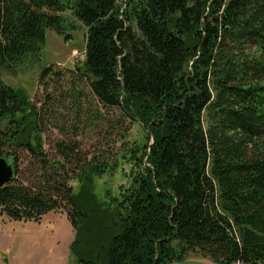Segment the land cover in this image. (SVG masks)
Wrapping results in <instances>:
<instances>
[{
    "label": "trees",
    "instance_id": "16d2710c",
    "mask_svg": "<svg viewBox=\"0 0 264 264\" xmlns=\"http://www.w3.org/2000/svg\"><path fill=\"white\" fill-rule=\"evenodd\" d=\"M64 12L87 29L79 71L95 102L154 142L130 186L106 200L96 182L117 170L120 154L70 172L74 148L59 145L62 159L51 161L42 117L3 77L42 61L47 30L73 38ZM0 152L14 165L0 214L27 222L67 210L77 264H172L193 254L264 264V0H0Z\"/></svg>",
    "mask_w": 264,
    "mask_h": 264
},
{
    "label": "rangeland",
    "instance_id": "374dc122",
    "mask_svg": "<svg viewBox=\"0 0 264 264\" xmlns=\"http://www.w3.org/2000/svg\"><path fill=\"white\" fill-rule=\"evenodd\" d=\"M64 16L69 25H73L69 30L73 38L65 41L53 30H47L42 61L31 67L21 66L16 75L4 74L3 77L9 86L26 90L42 117L44 147L51 161L62 159L59 145L61 149L74 148L72 159L64 161L70 172L75 165L91 159L111 163L120 154L117 170L96 182L98 195L106 200L108 193L119 195L130 186L133 173L139 169L138 158L149 140L144 127L132 123L118 108L103 107L95 102L87 79L79 71L86 55L87 29L70 12H64ZM47 66L54 67L53 78L40 81L41 72ZM56 72L59 77L55 76ZM79 91L84 94L80 96ZM7 124L8 120L3 122L4 129H8ZM136 148L139 149L136 159H132L131 151L122 158V152ZM20 153L25 163L31 161L29 152ZM0 157L7 155L0 152ZM75 239L67 210L53 211L39 221L27 222L0 214V264H77L71 255ZM194 256L189 257V262L205 264V258H192Z\"/></svg>",
    "mask_w": 264,
    "mask_h": 264
},
{
    "label": "water",
    "instance_id": "95a60500",
    "mask_svg": "<svg viewBox=\"0 0 264 264\" xmlns=\"http://www.w3.org/2000/svg\"><path fill=\"white\" fill-rule=\"evenodd\" d=\"M84 66V65H83ZM154 142L151 143V145ZM14 179V165L7 157H0V189L9 185Z\"/></svg>",
    "mask_w": 264,
    "mask_h": 264
},
{
    "label": "crops",
    "instance_id": "0c3cea01",
    "mask_svg": "<svg viewBox=\"0 0 264 264\" xmlns=\"http://www.w3.org/2000/svg\"><path fill=\"white\" fill-rule=\"evenodd\" d=\"M192 258H201V257H196V256H194V257H192ZM191 258V259H192ZM189 260H190V258H187L186 260H184V261H182V262H175V263H172V264H197V263H191V262H189ZM202 260H204V259H202ZM205 264H216V263H214L213 261H211L210 259H206L205 258V260L203 261ZM237 264H243V263H237Z\"/></svg>",
    "mask_w": 264,
    "mask_h": 264
}]
</instances>
